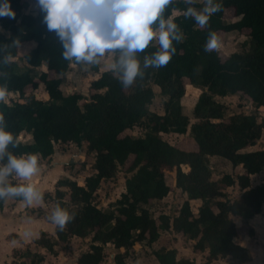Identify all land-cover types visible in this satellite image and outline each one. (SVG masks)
I'll return each instance as SVG.
<instances>
[{"label": "trees", "instance_id": "obj_1", "mask_svg": "<svg viewBox=\"0 0 264 264\" xmlns=\"http://www.w3.org/2000/svg\"><path fill=\"white\" fill-rule=\"evenodd\" d=\"M27 1L36 2L11 0L15 17H0V28L9 33L0 32V46L9 45L0 51V56L11 57L8 63H0V85L24 95L29 88L35 90L44 84L49 98L39 99L32 93L25 102L0 100L3 125L17 141L16 147L9 148L17 154L37 153L48 158L58 143L77 146L87 143L95 156V171L85 177L83 185L70 177L58 180L55 206L66 208L72 218L63 229L56 226V237L42 231L35 242L57 255L72 237L91 236L90 248L79 253L77 264H103L108 244L118 250L125 249L115 254L114 264H126L129 248L136 243L153 244L163 230L172 229L195 240V252L208 251L202 264H214L225 257L241 262L250 260V250L236 241L240 228L233 217H241L248 233L253 235L250 220L263 213L264 183L253 185L251 175L264 171V148H247L259 143L264 126L254 113L234 114L225 119L224 105L215 96L244 94L257 108L264 107V0H218L222 10L214 13L204 27L183 14L188 6L185 0H173L166 6L164 15L181 11L174 19L184 39L173 42L177 51L170 61L163 67L144 69V74L128 87L122 85L112 70L105 71L92 81L89 97L79 91H63L64 76L75 62L63 58L61 43L54 31H48L40 8L35 12L25 10ZM192 6L202 7V4L193 1ZM229 10L240 18L228 20ZM245 29L250 38L249 50L234 51L226 58L217 49L205 51L210 30L220 33ZM13 40H19V46L29 41L35 43L24 57L28 64L24 72L16 70L14 58L18 56L19 46L13 45ZM157 47L150 43L138 53L141 61ZM43 65L46 70L40 69ZM149 80L167 96L163 114L150 109L156 94ZM188 84L202 89L194 107L198 120L191 125L181 102ZM136 126L143 127L145 133L134 134ZM189 126L198 143L197 150L183 149L161 136V133H186ZM22 132L29 133L31 139L21 140ZM211 156L229 160L234 168L242 165L244 172L236 177L227 173L220 180L214 179L209 164ZM131 157L126 190L110 208L100 207L95 195L101 183L113 178L119 166ZM183 165L189 169L183 170ZM166 169H176V186L188 198L176 217L162 215L158 219L149 204L171 191ZM236 183L242 193L230 199L224 186ZM194 199L202 201L197 213L191 205ZM5 200H0V204ZM154 255L158 264H196L192 258L179 257L175 248L161 247ZM21 259L20 264L45 261L42 253L29 248Z\"/></svg>", "mask_w": 264, "mask_h": 264}, {"label": "clouds", "instance_id": "obj_2", "mask_svg": "<svg viewBox=\"0 0 264 264\" xmlns=\"http://www.w3.org/2000/svg\"><path fill=\"white\" fill-rule=\"evenodd\" d=\"M172 3L173 0H36L48 31H54L61 43L65 60L92 66L98 65L106 52H115L108 67L124 87L132 85L144 74V69L166 65L177 51L173 42L184 39L174 19L177 13L164 15L166 6ZM185 3L188 6L183 14L201 27L222 10L218 0H204L200 9L192 6L193 0ZM15 15L11 0H0V17ZM150 43L158 47L141 61L138 53ZM12 44L19 46V40H13ZM219 44L217 32L210 30L205 51H213ZM7 46H0V51ZM10 59L5 54L0 56V63H8ZM7 92V86L0 85V100L6 98ZM2 121L0 116V200L21 198L27 204L40 201L43 194L33 183L12 182L30 180L39 171V155L11 151L9 146L16 147L17 141ZM71 218L72 214L60 204L51 210L50 220L60 229Z\"/></svg>", "mask_w": 264, "mask_h": 264}, {"label": "rangeland", "instance_id": "obj_3", "mask_svg": "<svg viewBox=\"0 0 264 264\" xmlns=\"http://www.w3.org/2000/svg\"><path fill=\"white\" fill-rule=\"evenodd\" d=\"M198 3H201L203 6L204 0H193ZM39 6L36 2L27 1L26 2V11L35 12ZM200 9L201 7H196ZM176 15L181 14V11L175 10ZM175 15V16H176ZM226 18L228 20H238L239 17L234 16L232 10H229L226 14ZM0 32H4L5 34H9L7 31L0 28ZM220 38V44L217 50L221 53L223 58H226L229 54L234 51H246L250 48V38L248 36V30L245 29L243 31H231V32H220L217 33ZM35 45L33 44H24L20 47L18 56L14 58L16 61V70L17 72H24L28 68V64L26 63L24 57L31 50V48ZM116 53L111 52L107 53L100 58V62L98 65L86 66L79 63H73L71 65V69L68 72V76L65 75L64 83H63V91L65 93L79 91L83 93L86 97H89L91 94V83L93 80L99 78L101 74L105 71H109L108 64L115 58ZM40 69H46L45 66L40 67ZM149 85L153 89H159L158 85L155 82L149 80ZM159 91V90H158ZM46 93L45 86H40L35 90H31L29 88L24 95L19 92H7V96L4 99L7 103H12L15 101L25 102L26 97L31 95L32 93L39 99H44L43 93ZM202 92V89L197 87L189 86L186 94L181 99L183 112L189 116L190 125L196 122L198 119L194 113V107L198 98ZM156 94V93H155ZM163 95V94H162ZM164 99L161 96V93L155 96L152 104L150 105V109L159 113V111H164ZM167 99V96H166ZM215 99L224 105V118L228 119L234 114L240 113H254L258 116V120L264 126V107L257 108L252 100L245 96L244 94H234L228 96H215ZM264 132V129H263ZM133 133L136 135H143L145 133V129L141 126H136L133 130ZM161 136L170 142L171 144L177 145L183 149L187 150H197L198 143L195 138L192 137L190 126L186 133H161ZM263 136V133H262ZM20 139L26 141V135H20ZM60 143L56 144L58 154L57 159L64 160L68 168H70L69 173L72 175L73 179H76L78 182L82 181L84 177L92 173L95 164V156L88 150V147H80L74 143ZM87 145V143H84ZM263 146V145H262ZM84 150V153H83ZM51 158L50 161H52ZM132 157L125 165L119 166L115 176L111 179L104 180L97 193L95 195V202L103 208H110L114 202L121 196L126 190V179L128 174L127 167L129 166ZM49 161V162H50ZM51 164V163H50ZM209 164L212 169V175L214 179H222V177L231 173L235 177L236 168L232 166V163L221 157V156H211L209 158ZM183 170L187 171L189 168L186 165L182 166ZM165 177L167 183L171 187V191L161 200L153 201L149 204V208L154 215L155 218H158L162 215H169L171 218L176 217L179 214L182 204L184 203V194L181 190L176 188V169L165 170ZM224 191L228 198L236 199L240 196V190L238 188L225 187ZM53 193L55 191L53 190ZM54 200V199H47ZM53 204L49 206V209H52ZM48 208V207H46ZM193 208L195 210L196 206L193 204ZM41 209H39L40 211ZM46 217L50 218L51 212L46 211ZM239 221V220H236ZM251 223V222H250ZM240 226V234L239 237H248L255 235V229L259 225L261 227L264 226V217L260 214L254 217V234L250 235L248 233L247 225L238 224ZM258 231H262L264 235V231L258 227ZM55 234L52 235L54 237ZM56 237V236H55ZM238 237V238H239ZM91 244V236L87 237H73L70 239L69 243L66 244L63 250H60L57 255H53L48 253V258L45 257L44 264H77V258L80 252L89 250ZM194 243L186 236L176 233L172 229H165L161 232L160 238L154 242L153 244H148L146 242L136 243L133 247L129 248L128 254L126 257V264H153L157 257L154 255V252L161 247H172L177 250V254L179 257L185 255L188 251L186 248H193ZM23 249V250H22ZM18 251V254H15L14 260H12V264H20L21 255L26 250L22 248ZM33 249H39L38 245H34ZM119 251H125V249L118 250L114 247L113 244H108L105 248V259L103 264H114L113 255ZM195 259V258H194ZM221 264V263H219Z\"/></svg>", "mask_w": 264, "mask_h": 264}, {"label": "crops", "instance_id": "obj_4", "mask_svg": "<svg viewBox=\"0 0 264 264\" xmlns=\"http://www.w3.org/2000/svg\"><path fill=\"white\" fill-rule=\"evenodd\" d=\"M33 43H34L33 41L24 42L19 46V50L22 45L33 44ZM34 46L35 45H33L31 50L34 48ZM66 76H68V73L66 74ZM63 83H62V87H63ZM40 86H45V85L40 84ZM189 86L195 87L191 84H188L187 89ZM154 91L157 96L161 93V88L159 87V89H154ZM43 94L44 96H48V97H44V100L49 98V94L47 91L46 93L44 92ZM161 96H163L164 98L162 100L165 101L166 96L162 95V93ZM159 113L163 114L164 111H159ZM22 135H26V140L31 139V135L27 132H22ZM59 144L60 143H58V145ZM63 144L67 145L66 143ZM80 147H88V146L86 144H83ZM261 148H264V132L259 143L254 146H250L247 149L255 150ZM57 154H58V150H57V146H55V152L52 156L48 158H43L39 155V171L36 174H34L28 181H17L19 183H28V182L33 183L43 194V198L40 201H33L31 204H27L24 200H14L13 198L9 197L3 202L2 205L0 204V264H12V260H14L15 258V252L21 250L22 248L24 249L29 248L34 252L42 253L44 257H46L48 253H50L45 248L39 246L35 242V239L40 236L42 231H46L51 236L53 234H55L56 236L55 233L56 225L51 222L50 218L46 217L47 213L45 212V210L51 212V210L55 206V200L50 201L47 199H49V197L50 199L51 198L54 199L55 193H53V190L54 191L56 190V185L59 179L64 177L72 178V175L69 173L70 168L67 167L66 162L64 160L57 159L58 158L56 157ZM51 158H53L52 161H50ZM235 171L236 174H240L244 172V168L242 165H239L236 167ZM84 181H85V177L82 181H79V184L83 185ZM251 182L253 185L264 183V171L252 174ZM230 187L238 188L240 190V195H241L242 189L237 183L234 186H230ZM176 188L182 191L181 188L177 186ZM183 194H184L183 199L185 201L188 198V195L187 193L184 192ZM52 204H53L52 209H49V206H51ZM193 204L196 206L194 212L197 213L199 206L202 204V201L199 199L191 200L192 207ZM39 209L41 210L39 211ZM260 215L264 217V210L263 213H261ZM233 218L239 228L240 226L238 224L241 223L244 224V221L241 217L234 216ZM250 222L252 225V223L254 222V218L251 219ZM253 227L255 226L253 225ZM258 227H260L264 231V226L261 227V225H259ZM258 227H256L255 229V233H256L255 235L248 237L244 236L242 238L239 237L236 239V241L246 246L250 250L251 252L250 260L246 262H241L231 257H225V258H219L215 260L213 263L214 264H219V263L264 264V235L261 230L258 231L259 229ZM74 237H78V236H74ZM190 240L193 243H195V240L193 239ZM34 245H38L39 249H33ZM168 248H172V247H168ZM186 249L188 251L185 253V255H182V257H189L192 259L195 258L194 260L196 264H202L207 258L208 251L195 252L194 249L191 247L190 248L188 247ZM46 258H48V256ZM158 263L159 261L158 259H156L153 264H158Z\"/></svg>", "mask_w": 264, "mask_h": 264}, {"label": "water", "instance_id": "obj_5", "mask_svg": "<svg viewBox=\"0 0 264 264\" xmlns=\"http://www.w3.org/2000/svg\"><path fill=\"white\" fill-rule=\"evenodd\" d=\"M113 258H114V255H113Z\"/></svg>", "mask_w": 264, "mask_h": 264}]
</instances>
